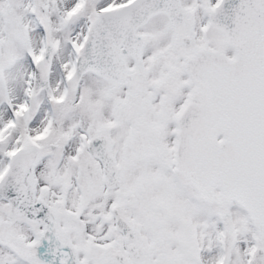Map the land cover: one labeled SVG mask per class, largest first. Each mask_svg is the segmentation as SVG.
Segmentation results:
<instances>
[{
    "label": "snow or ice",
    "instance_id": "1",
    "mask_svg": "<svg viewBox=\"0 0 264 264\" xmlns=\"http://www.w3.org/2000/svg\"><path fill=\"white\" fill-rule=\"evenodd\" d=\"M0 264H264V0H0Z\"/></svg>",
    "mask_w": 264,
    "mask_h": 264
}]
</instances>
